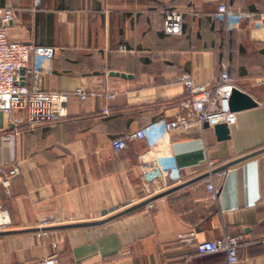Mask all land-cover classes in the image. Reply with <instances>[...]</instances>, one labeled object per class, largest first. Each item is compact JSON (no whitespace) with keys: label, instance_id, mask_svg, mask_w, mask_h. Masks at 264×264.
Here are the masks:
<instances>
[{"label":"crops","instance_id":"obj_1","mask_svg":"<svg viewBox=\"0 0 264 264\" xmlns=\"http://www.w3.org/2000/svg\"><path fill=\"white\" fill-rule=\"evenodd\" d=\"M36 1L0 0V8L14 11L11 40L56 49L52 70L26 83L65 94L69 116L30 129L17 125L24 114L0 112V165L21 169L9 187L0 175L4 232L101 220L151 198L139 163L149 141L121 152L113 141L161 119H195L178 80L213 85L226 59L233 84L259 106L236 113L230 140L195 122L168 137L157 152L178 166L167 190L264 148V31L227 34L215 19L221 3L263 14L264 0ZM171 10L184 13L179 35L164 33ZM212 180L216 198L207 190ZM224 237L238 238L241 264H264V153L102 226L0 235V264L54 252L59 264H226L224 253L198 252L200 243Z\"/></svg>","mask_w":264,"mask_h":264},{"label":"built area","instance_id":"obj_2","mask_svg":"<svg viewBox=\"0 0 264 264\" xmlns=\"http://www.w3.org/2000/svg\"><path fill=\"white\" fill-rule=\"evenodd\" d=\"M36 5H40V0L36 1ZM14 19L15 14L12 9L0 8V112L8 115L16 112L24 114L25 117L21 121L17 120V125L25 124L30 129L55 124L68 118L65 94L43 91L26 83L27 76L36 78L52 70L56 49L11 40L8 28ZM215 19L223 24L227 34L246 28L264 31V13L238 10L230 6L228 2L218 5ZM183 23V12L179 10L167 12L164 33L168 36L181 34ZM125 50V47L121 48V51ZM228 67L229 62L226 59L221 76L213 85H198L190 76L178 80L186 86L190 94L187 104L193 108L195 119L188 116H178L173 120L161 119L143 130L118 137L113 141V148L117 152L126 150L134 140L147 139L149 141V150L139 160L142 179L149 196L156 195L160 192L159 190L169 189L177 181V164L169 155L157 154L168 137L175 132H188L194 122L201 126L208 123L212 128L220 123H226L229 127L236 124V113H233L229 106V98L236 86L233 84ZM78 93L83 100L87 98L84 90L80 89ZM104 114L108 115L109 110H105ZM3 140H10V138L5 136ZM1 151L2 146L0 145ZM212 171V166H210L209 173ZM20 174L19 165H0V175L4 177V182L8 187L9 181ZM225 174L226 171H221L210 176L221 178ZM157 185H161L162 188H157ZM207 190L213 198H216L219 193L213 180L207 184ZM6 228L7 224L0 222V233ZM43 234L45 232H40V235ZM238 248V238L224 237L200 243L198 252L201 255L224 253L226 264H241ZM20 264H59V254L54 252L35 263Z\"/></svg>","mask_w":264,"mask_h":264},{"label":"water","instance_id":"obj_3","mask_svg":"<svg viewBox=\"0 0 264 264\" xmlns=\"http://www.w3.org/2000/svg\"><path fill=\"white\" fill-rule=\"evenodd\" d=\"M229 106H230V110L233 113H237L240 111H245V110L256 108L259 106V102L256 101V99H254L249 94H247V93L243 92L242 90H240L239 88L235 87V88H233L232 94L229 98ZM204 126L206 128L210 127L208 123H205ZM214 130H215L218 141L222 142V141L230 140L231 130H230V127L226 123L216 124L214 127ZM263 153H264V148L261 150H257L251 154L246 155V156H243L237 160L229 162L228 164L223 165L220 168L213 170L211 173H207L200 178L192 180L191 182H188V183L176 186L174 188H171L170 190H167V191H165L159 195H156V196L151 197V198H149V199H147L141 203H138L134 206H131V207L127 208L126 210H123V211L118 212L116 214H112L111 216H109V213H113L115 210H112L110 212H105L104 218L101 220L79 222V223H73V224H64V225L51 226V227H46V228L1 232L0 235H12V234H20V233H28V232L61 231V230H69V229L91 228V227L102 226L104 224H107V223H110L114 220H117V219H119V218H121L127 214H130L134 211H137V210L153 203L154 201H156L158 199H161L165 196H168V195L178 191L179 189H181V188H183V187H185L191 183L205 179L212 174H216V173L221 172V171H226L232 166L240 164L244 161H247V160H249L253 157H256L260 154H263Z\"/></svg>","mask_w":264,"mask_h":264}]
</instances>
